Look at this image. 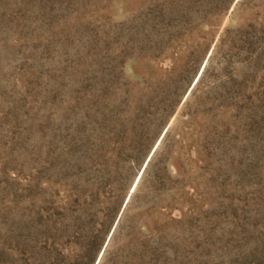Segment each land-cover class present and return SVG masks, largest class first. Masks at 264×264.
Masks as SVG:
<instances>
[{
	"label": "rangeland",
	"instance_id": "rangeland-1",
	"mask_svg": "<svg viewBox=\"0 0 264 264\" xmlns=\"http://www.w3.org/2000/svg\"><path fill=\"white\" fill-rule=\"evenodd\" d=\"M0 264H264V0H0Z\"/></svg>",
	"mask_w": 264,
	"mask_h": 264
}]
</instances>
